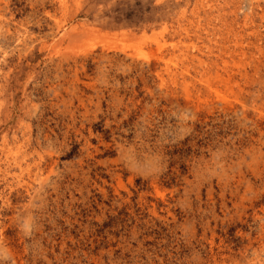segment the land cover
I'll return each instance as SVG.
<instances>
[{
    "label": "rangeland",
    "instance_id": "374dc122",
    "mask_svg": "<svg viewBox=\"0 0 264 264\" xmlns=\"http://www.w3.org/2000/svg\"><path fill=\"white\" fill-rule=\"evenodd\" d=\"M0 264H264V0H0Z\"/></svg>",
    "mask_w": 264,
    "mask_h": 264
},
{
    "label": "trees",
    "instance_id": "16d2710c",
    "mask_svg": "<svg viewBox=\"0 0 264 264\" xmlns=\"http://www.w3.org/2000/svg\"><path fill=\"white\" fill-rule=\"evenodd\" d=\"M130 14H131V11H127V12H124V13H121L120 15H115L114 14V16L116 17V18H121V17H123V18H130Z\"/></svg>",
    "mask_w": 264,
    "mask_h": 264
}]
</instances>
